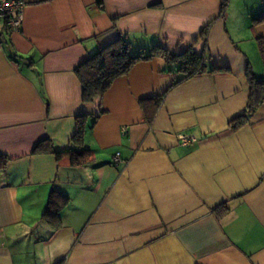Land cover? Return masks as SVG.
Segmentation results:
<instances>
[{
  "label": "crops",
  "instance_id": "0c3cea01",
  "mask_svg": "<svg viewBox=\"0 0 264 264\" xmlns=\"http://www.w3.org/2000/svg\"><path fill=\"white\" fill-rule=\"evenodd\" d=\"M23 1L19 29L0 26V264H264V103L228 126L247 65L264 78V22H252L264 0H228L223 14L221 0ZM208 24V66L228 71L179 81L151 57L99 105L81 101L75 67L118 35L134 54L180 53ZM164 92L148 124L139 101ZM100 108L84 165L32 154L45 138L67 148L75 116ZM52 191L69 199L57 227L42 218Z\"/></svg>",
  "mask_w": 264,
  "mask_h": 264
},
{
  "label": "trees",
  "instance_id": "16d2710c",
  "mask_svg": "<svg viewBox=\"0 0 264 264\" xmlns=\"http://www.w3.org/2000/svg\"><path fill=\"white\" fill-rule=\"evenodd\" d=\"M228 0H221L220 14H223ZM253 23L264 22V10L254 19ZM209 24L206 25L199 34L194 44L187 47L180 53H173L159 44H152L148 50H141L134 54L131 50L130 41L125 35H118L114 40L100 47L95 53L89 55L83 62L75 67L74 72L81 84V101L99 105L103 93L110 87L115 79L125 75L131 67L138 61L148 60L151 57H161L167 67V71H175L183 74L179 80H185L197 74L204 72H225L228 68L209 67V54L206 53L205 40ZM259 40V49L264 55V40ZM201 42V48L198 51L196 44ZM1 42V39H0ZM246 81L249 87L248 99L243 110L228 121V126L237 129L248 123L251 115L257 108L264 103V78L256 76L250 65L246 69ZM172 83L169 87H173ZM165 92L141 99L139 101L140 109L143 112L144 119L151 124L158 109L162 105ZM104 113L103 109L96 110L93 114L79 113L75 116V130L71 136L68 147L64 149H55L50 139L45 138L38 141L32 154L47 153L52 154L59 164L66 162L69 166H82L92 156V152L84 145V135L87 127H92L96 119ZM89 121H91L89 123ZM9 157L0 153V170H3ZM69 199L55 191H52L48 197L46 208L42 218L53 224L55 227L60 225V214L63 208L68 204ZM226 210L227 207L224 208Z\"/></svg>",
  "mask_w": 264,
  "mask_h": 264
},
{
  "label": "built area",
  "instance_id": "2783aa9c",
  "mask_svg": "<svg viewBox=\"0 0 264 264\" xmlns=\"http://www.w3.org/2000/svg\"><path fill=\"white\" fill-rule=\"evenodd\" d=\"M26 3L23 0H0V20L4 22L8 30H17L20 27L23 10ZM178 139L182 143H189L194 141L193 136L179 134ZM120 160L119 155L114 156V162Z\"/></svg>",
  "mask_w": 264,
  "mask_h": 264
},
{
  "label": "rangeland",
  "instance_id": "374dc122",
  "mask_svg": "<svg viewBox=\"0 0 264 264\" xmlns=\"http://www.w3.org/2000/svg\"><path fill=\"white\" fill-rule=\"evenodd\" d=\"M1 23H2V22H1V20H0V26L2 27V24H3V23H2V24H1ZM148 48H149V47H147L145 50H148ZM132 52H134V53H135V51H134V50H132ZM136 54H137V53H136Z\"/></svg>",
  "mask_w": 264,
  "mask_h": 264
}]
</instances>
